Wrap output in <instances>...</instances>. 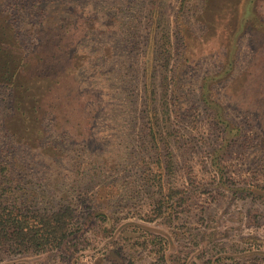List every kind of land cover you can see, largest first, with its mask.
<instances>
[{
  "label": "rangeland",
  "instance_id": "obj_1",
  "mask_svg": "<svg viewBox=\"0 0 264 264\" xmlns=\"http://www.w3.org/2000/svg\"><path fill=\"white\" fill-rule=\"evenodd\" d=\"M0 30L69 38L81 95L18 144L0 93V183L74 214L0 264H264V0H0Z\"/></svg>",
  "mask_w": 264,
  "mask_h": 264
},
{
  "label": "trees",
  "instance_id": "obj_2",
  "mask_svg": "<svg viewBox=\"0 0 264 264\" xmlns=\"http://www.w3.org/2000/svg\"><path fill=\"white\" fill-rule=\"evenodd\" d=\"M7 30L16 36L14 24H9ZM13 40L10 47L11 43L8 46L7 40L0 35V93L5 100L6 129L15 143L22 144V135L30 136L32 130L33 135L45 128L49 129V134L52 131L61 134L65 119L68 129L78 127L80 119L73 116L72 104L75 105L81 95L75 87L72 71V62L77 57L72 54L74 47L70 48V42L69 46L66 42L70 39L63 35L47 41L37 39L30 49L17 38ZM17 113H22L23 121H15ZM7 167H1V172ZM7 180L0 183V249L18 254L33 248L47 251L60 247L69 236L73 211L70 208L53 212L35 208L31 200L14 194L10 189L14 186L7 187ZM163 209L161 200L154 213L162 216Z\"/></svg>",
  "mask_w": 264,
  "mask_h": 264
}]
</instances>
